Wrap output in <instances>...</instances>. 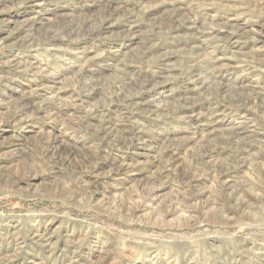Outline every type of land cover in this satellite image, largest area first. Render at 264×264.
I'll use <instances>...</instances> for the list:
<instances>
[{
    "label": "rangeland",
    "instance_id": "obj_1",
    "mask_svg": "<svg viewBox=\"0 0 264 264\" xmlns=\"http://www.w3.org/2000/svg\"><path fill=\"white\" fill-rule=\"evenodd\" d=\"M0 264H264V0H0Z\"/></svg>",
    "mask_w": 264,
    "mask_h": 264
}]
</instances>
